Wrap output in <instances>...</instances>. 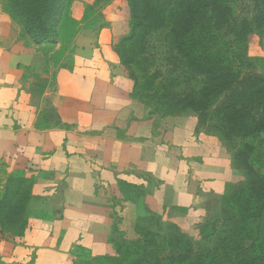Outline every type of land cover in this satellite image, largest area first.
<instances>
[{"label":"crops","instance_id":"0c3cea01","mask_svg":"<svg viewBox=\"0 0 264 264\" xmlns=\"http://www.w3.org/2000/svg\"><path fill=\"white\" fill-rule=\"evenodd\" d=\"M4 5L0 188L17 174L33 184L25 233L0 232V264H100L117 227L130 231L150 212L194 233L209 200L242 179L227 149L196 116L159 121L143 107L107 29L77 32L71 56L52 64L38 55L48 43L35 44ZM249 54L264 59V32ZM245 142L264 151V136Z\"/></svg>","mask_w":264,"mask_h":264},{"label":"trees","instance_id":"16d2710c","mask_svg":"<svg viewBox=\"0 0 264 264\" xmlns=\"http://www.w3.org/2000/svg\"><path fill=\"white\" fill-rule=\"evenodd\" d=\"M236 1L176 0L170 27L179 56L194 76L205 81L183 95L175 111L183 116L196 113L199 124L209 117V132L231 154L234 172L244 176L229 184L222 196L228 194L237 202L230 237L214 248L196 249L190 234L167 219L176 228L172 239L181 252L159 258V246L145 239L143 264H264V151L245 142L249 136H264V68L255 66V60L264 59L249 54L252 37L264 32V7L257 6L251 18H237ZM7 6L35 44L52 43L65 33L64 27L59 28L64 0H8ZM25 183L23 175L17 174L0 188L2 228L15 216L19 217L16 222L28 225L32 186ZM153 215L159 214L150 212L139 220ZM119 264L139 263L122 260Z\"/></svg>","mask_w":264,"mask_h":264},{"label":"rangeland","instance_id":"374dc122","mask_svg":"<svg viewBox=\"0 0 264 264\" xmlns=\"http://www.w3.org/2000/svg\"><path fill=\"white\" fill-rule=\"evenodd\" d=\"M175 1L64 0L65 8L59 28L64 27L65 33L54 42L41 45L38 55L42 59H50L52 64L65 61L71 56L70 41L77 32L81 30L100 32L107 29L109 36L104 37L112 39L120 62L133 80V94L138 102L143 107L151 109L156 115L159 113L160 115H157L159 121L175 114L180 115L181 113H176L175 109L180 107L178 105L184 99L183 95L198 86L202 87L205 81L203 76L196 77L187 68L173 44L170 27L176 10ZM4 2L6 9L8 0ZM77 6L83 7L84 14L81 20L75 19L71 14ZM257 6L264 7V0H238L233 4L234 15L237 18H251ZM71 34L73 36H69ZM22 38H27V35L24 33ZM59 44L61 48L56 51L55 48ZM255 66L258 69L264 68V62L255 60ZM190 115L198 118L196 113ZM208 118H202L200 124L197 119V127L201 132L214 136L212 131L209 132L212 123ZM205 121L207 125L204 124ZM23 177L26 179L25 187L28 185L31 187L33 178ZM240 177L244 180V176L240 175ZM238 185L236 184L235 187L237 188ZM236 203V198H230L228 194L225 197L209 200L207 212L196 223V231L189 235L196 249H211L222 245L223 240L229 239V231L237 213ZM156 214L159 215H153L144 221L138 220L130 231L126 232L118 228L115 238L111 241L109 252L100 260V264H119L122 260L143 264L145 239L159 246L157 250L159 258L179 254L181 251L177 249V243L172 239L175 238L176 228L165 222L167 219L164 213ZM18 220L19 217L15 216L14 219L6 221L8 227L4 228L0 224L1 234L12 238L22 236L27 226L21 220L16 222ZM116 220L119 222L118 215ZM262 221L264 223V220ZM247 243L249 241L245 242Z\"/></svg>","mask_w":264,"mask_h":264}]
</instances>
